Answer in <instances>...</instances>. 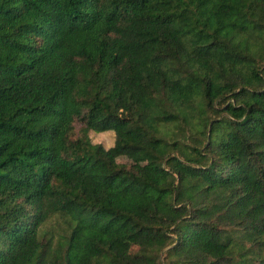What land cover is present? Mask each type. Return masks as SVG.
Instances as JSON below:
<instances>
[{
	"label": "trees",
	"instance_id": "16d2710c",
	"mask_svg": "<svg viewBox=\"0 0 264 264\" xmlns=\"http://www.w3.org/2000/svg\"><path fill=\"white\" fill-rule=\"evenodd\" d=\"M0 264H264V0H0Z\"/></svg>",
	"mask_w": 264,
	"mask_h": 264
},
{
	"label": "rangeland",
	"instance_id": "374dc122",
	"mask_svg": "<svg viewBox=\"0 0 264 264\" xmlns=\"http://www.w3.org/2000/svg\"><path fill=\"white\" fill-rule=\"evenodd\" d=\"M89 137L93 143H100L105 148L112 146L114 143V132L112 130L103 132L89 131ZM116 160L121 163H144L145 156L143 153L137 155H121Z\"/></svg>",
	"mask_w": 264,
	"mask_h": 264
}]
</instances>
